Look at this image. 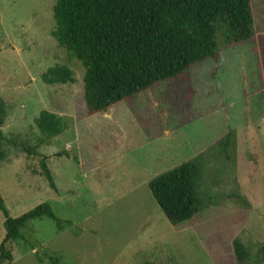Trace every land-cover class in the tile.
Segmentation results:
<instances>
[{
    "label": "rangeland",
    "instance_id": "374dc122",
    "mask_svg": "<svg viewBox=\"0 0 264 264\" xmlns=\"http://www.w3.org/2000/svg\"><path fill=\"white\" fill-rule=\"evenodd\" d=\"M251 2L258 40L225 49L218 38L217 59L187 79L88 116L85 69L52 36L56 0H0L2 130L15 143L2 146L0 194L12 218L48 203L62 220L29 224L8 264H264V0ZM56 66L73 82L48 84ZM44 113L60 136L40 132ZM24 147L48 158L57 192ZM198 156L212 201L172 226L148 184ZM3 223L0 213V246Z\"/></svg>",
    "mask_w": 264,
    "mask_h": 264
},
{
    "label": "trees",
    "instance_id": "16d2710c",
    "mask_svg": "<svg viewBox=\"0 0 264 264\" xmlns=\"http://www.w3.org/2000/svg\"><path fill=\"white\" fill-rule=\"evenodd\" d=\"M53 38L85 69L84 101L87 115L105 114L115 105L130 101L164 82L187 79L188 71L207 60H216L218 38L225 49L258 40L251 0H56ZM263 80V76L260 75ZM50 85L73 82L70 70L56 66L47 71ZM6 109L0 98V163L10 142L2 127ZM40 132L53 139L64 132L59 118L42 114ZM40 157L41 176L57 192L48 158ZM202 161L194 160L155 177L148 184L151 195L172 226L190 222L208 208L212 198L201 188ZM0 213L5 238L0 246L2 264L12 262L7 245L24 241L29 224L47 219L58 229L62 220L50 204L43 203L18 218L10 217L0 194ZM237 260L246 251L233 242ZM264 252V248H263Z\"/></svg>",
    "mask_w": 264,
    "mask_h": 264
}]
</instances>
